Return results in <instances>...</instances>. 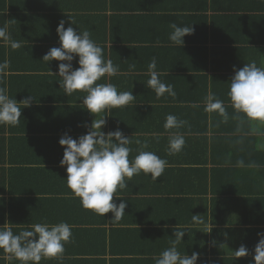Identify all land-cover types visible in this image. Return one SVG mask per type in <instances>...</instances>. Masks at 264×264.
<instances>
[{"label":"crops","instance_id":"0c3cea01","mask_svg":"<svg viewBox=\"0 0 264 264\" xmlns=\"http://www.w3.org/2000/svg\"><path fill=\"white\" fill-rule=\"evenodd\" d=\"M173 1L157 0L152 9L115 16L110 33L114 39L106 43L103 54L105 60L119 65V73L97 81L111 83L118 92L131 91L136 96L132 104L126 106L130 108L127 112L122 110L116 115L112 109L111 114L105 116L106 125L102 131L108 133L119 128L125 137H132L130 161L141 150L151 151L166 160L163 175L154 181L150 175L141 173L126 181L128 187L118 190L121 198L114 195L117 204L127 202L125 214L119 221L113 219L111 212L101 217L83 208L80 199L74 197L67 186L66 166L60 164L63 147L60 146L53 155L41 151L46 147L45 142H59L66 132L74 139L87 133L88 128L84 125L90 127L96 117L85 108L84 97L77 91L81 103L66 110L68 117L61 118V127L69 130L52 133L41 130L43 127L59 128V123L48 119L45 104L40 106L39 113L43 114L37 115V121L32 109L25 111V115L21 109L23 119L18 126L0 125V148L6 145L5 155H0V189H5L0 195L6 199L0 206V227L11 225L17 231L14 234H18L28 224L66 222L72 230V242L68 243L71 259H74L71 264H82V259L101 264L92 262L96 258L105 259L104 264H156L160 254L175 238L172 224H166L167 227L161 224V213H167L170 207H186L193 197L198 199L203 195L195 190L196 184L183 183L188 175L197 171L201 178L211 180L215 177L221 183L231 181L227 185L242 192L243 196H232L227 208H214L212 203L205 224L199 226L195 235L192 234L197 225L192 214L196 215V212L190 213V220L183 221L184 216L183 224L178 226L187 232L177 246L178 251L181 255L191 256L194 249L200 248L208 257L217 253L227 257L244 245L249 252L246 258L254 260L251 250L255 245L247 246V239L249 235L258 234L255 231L258 227L253 222L256 215L264 213H261L262 203L254 207L255 201L245 199L250 197L249 192L254 195L264 192V124L236 113L232 104H224L228 114L225 121L217 113L205 111L204 98L209 90L220 100L226 97L230 80L235 75L234 68L239 70L252 61L264 68V44L256 40V34L264 37V31L253 27L252 23L257 25L254 15L257 12L250 9L257 3L256 0H212L218 9L207 10V0ZM148 4L149 1H145V5ZM183 6L189 9H183ZM234 6L248 9L236 10ZM172 23L194 29L192 35L184 37L182 48L168 39ZM153 57L157 59L159 78L173 85L175 100L167 94L158 99L148 87V65ZM77 61L78 57L72 62L74 69L79 67ZM57 87L61 89L59 83ZM196 95L200 99L191 98ZM52 104L63 111L70 105L64 103L63 108H59V94L52 97ZM23 105L19 104L20 107ZM163 105L168 108L156 109ZM147 106L152 108L147 109ZM169 114L187 123L180 129L166 130L164 124ZM175 133L184 136L185 145L179 153L169 154V138ZM39 137L47 139L40 143L44 147L39 145L41 155L35 152ZM136 139L147 140L148 148L141 149L135 143ZM240 161L242 165L238 163ZM18 176H22V183L16 189ZM25 179L27 185L23 184ZM57 198H62L69 208ZM250 198L255 199V196ZM146 199L154 201L156 212L153 216L150 208L141 205ZM257 207L259 211L254 209ZM220 236H223L224 245L214 247L215 238ZM195 243L199 247H195ZM4 257L0 250V264H20ZM47 262L49 259H42L40 264Z\"/></svg>","mask_w":264,"mask_h":264},{"label":"clouds","instance_id":"9594fccd","mask_svg":"<svg viewBox=\"0 0 264 264\" xmlns=\"http://www.w3.org/2000/svg\"><path fill=\"white\" fill-rule=\"evenodd\" d=\"M64 25L65 22L61 21L56 29L60 47L51 48L42 60L61 62L58 64V73L55 74L62 78L60 87L64 88L66 96L77 91L86 93L82 102L96 118L90 127L84 125L88 131L79 138L74 139L67 132L61 136L59 145L63 147L64 153L60 164L62 167L66 166L67 186L74 197L80 199L83 208L101 217L111 212L113 219L119 221L125 214L127 202L117 204L114 195L117 199L121 198L118 190L126 189V181L131 180L134 175L143 173L150 175L154 181L158 180L167 167V161L151 151L143 150L130 161L132 137H125L119 128L108 133L102 131V127L106 125L105 116L110 115L112 109L132 104L136 96L131 91L118 92L117 87L111 83H97L105 76L117 75L119 65H114L110 59L105 60L102 47L91 39L89 31H77L72 26L65 28ZM170 27L172 31L168 39L181 48L185 43L184 37L194 32L191 26L181 27L172 23ZM0 42L13 50L22 47L19 41L12 38L7 24L0 27ZM76 57L79 67L74 69L72 62ZM9 67L8 60L0 62V85H3ZM156 68L157 59L153 57L148 65V87L156 93L158 99L165 94L174 98L176 92L173 85L163 82ZM234 72L228 92L232 107L236 113H243L250 121L264 124V68L252 61L245 63L239 70L234 68ZM32 100L33 97L29 96L17 102L10 98L7 87L0 86V125L18 126L22 115L19 104L29 107ZM205 111L215 112L225 121L228 119L224 102L211 90L205 98ZM98 115L101 118L97 119ZM186 123L187 121L169 114L164 128L180 129ZM135 143L141 149L148 148L147 140L136 139ZM184 145L185 138L182 134L170 135L169 154L179 153ZM238 163L242 165L243 162ZM192 220L196 224L204 223L202 216L198 214H192ZM186 232V229L178 225L173 228L175 238L170 242L171 246L160 254L156 264H197L199 253L193 252L188 256L181 255L178 251L177 246L183 241ZM211 232L212 228L209 233ZM258 236L260 239L255 246L254 262L264 264V233H258ZM71 242L72 230L66 222L28 224L18 234H14L11 225L0 227V250L5 254L4 258L9 261L17 260L20 264H40L42 259L61 260L65 245ZM234 255L241 258L249 255V252L241 245L234 251Z\"/></svg>","mask_w":264,"mask_h":264},{"label":"trees","instance_id":"16d2710c","mask_svg":"<svg viewBox=\"0 0 264 264\" xmlns=\"http://www.w3.org/2000/svg\"><path fill=\"white\" fill-rule=\"evenodd\" d=\"M145 1L147 0H0V27H3L5 24H7L8 31L12 38L22 44L21 48L13 50L9 46H5L2 42H0V62L8 60L10 63L8 75L4 78L3 85L0 86H5L7 89L9 87L10 92L8 91V94L10 98L16 99L17 102L22 101L26 97L32 96L33 100L31 101L30 106L25 107L23 105V107L20 108L22 111H24V115L25 111H30L32 109L34 112L31 111V113L36 121L37 115L43 114L39 113L42 109L40 106H42V104L46 105L44 108L47 109L46 114H48L50 117L48 119H51V121H53L55 124L59 123V128H54L52 130L51 127H43L41 130H47L51 133L54 131L57 132L60 130H69L67 127H61V122L63 121L61 118L64 119V117H68L65 111L74 107L75 105L78 106L82 100L78 97L79 95L76 94V92H74L71 96H66L64 88L60 87L61 89H59L57 87V83H62V78L58 75H55L58 73V64L61 62L56 60L51 62L42 60L43 56L47 54L51 48L60 47L59 37L56 31L57 26L61 21H64L65 28L72 26L77 31H89L91 39L97 45L102 47L104 53L105 49L107 48L106 43L110 41V39H114L113 36H110V33L112 27L114 26L113 21L115 16H121L123 13L132 14L133 12H143L146 9H152L156 6L154 2L157 0H148V5H145ZM199 1L206 2V0ZM173 2H175V0ZM256 3L257 6L251 7L250 9L257 12L254 14L257 17V25L256 23L252 24L253 27L255 29L257 28L258 31H264V2H262V0H256ZM205 8L207 10H210V8L218 9L212 0H210L209 4L207 0V5ZM183 9H189V7L183 6ZM233 9L245 10L248 9V7L234 6ZM226 17L231 18V16ZM71 21H73V25H71ZM259 21L262 22L260 23ZM256 35V40L264 44V37H260L258 33ZM56 94H59V108H63L64 103L70 104L64 108V111L57 110V106L52 104V97H55ZM85 94L81 92V97H84ZM207 95L208 92L205 95V98ZM191 98L194 100L200 99L199 95ZM175 99L176 98H173V100ZM221 100L224 102V104H231L228 94ZM146 108L149 109L152 108V106H147ZM166 108H168V106L163 105L162 107H157L156 109L160 110ZM174 108L177 109L176 107ZM128 109L130 108H115V114L117 115L119 111L122 110L127 112ZM52 112L54 116L53 118H51ZM112 114L114 113L112 112ZM21 119H23V117H21ZM39 139V143L35 144L37 146L35 148L37 155H41L39 145L44 147L40 143L47 141V139L44 137H39ZM45 143H47L46 147L41 149L43 154L47 152L53 155L60 150L59 142ZM2 147L0 148V155H5L4 148H6V145H4L3 148ZM201 177L202 176L198 175V172L195 171L194 173L188 175L183 183L185 185L196 184L197 187L195 190L199 192L201 191L203 195L198 196V199L193 197L192 201H189V204L186 207H170L167 213H161V224L166 225L171 223V228L173 229L176 225L181 223L183 224V221H187L188 219L190 220L191 212H196V215H201L205 222L206 215L210 214V205L212 206V203L214 208H224L225 206V208H227L229 207L228 202L231 200L232 196H243L242 192L233 188L231 185H227L231 181L229 183H221L218 182L215 177H213L211 180H209L208 177ZM17 178L19 179L17 180L16 189L17 187L21 186L19 184L22 183V176H18ZM27 179H25L23 184L26 183L27 185ZM222 184L226 185L222 187ZM1 185L2 179L0 178V188ZM1 191H5V189H0V192ZM249 193V196H255V199L246 196L245 200L255 201L253 202L254 207L262 203V209H260L261 213H264V192L259 194L257 193L256 195H254L252 192ZM208 196L210 197L208 198ZM57 199L69 208L68 204L62 198ZM5 201L6 199L3 197V195H0V206L4 205L6 203ZM153 204L154 201L152 199H146L143 203H141V205L150 208V214L152 216L156 212ZM254 209L259 211V207ZM184 216L185 218L182 221ZM256 216L257 217L254 219L255 222H253V224H255L258 228L255 229V231L258 233H264V214ZM196 225L197 227L194 229L192 235H195V231L199 229L201 224ZM250 226H252V224L248 225V227L250 229L253 228ZM12 230L15 233L16 230L13 228ZM204 230L207 231V228ZM257 236L258 234L254 237L249 235L246 245L256 246L259 241ZM222 237L220 236L218 239L217 237L215 238L214 247L224 245L225 242ZM195 247H199V245L195 243ZM216 251L217 250H214V252ZM194 252L199 253L197 264H255L254 260H250V258L246 257L236 258L235 255L226 257L219 256L217 255L218 253L213 257H208V255H206L204 251H201L200 248L194 249ZM251 252L255 254V249L251 250ZM71 253L72 251L68 247V244H66L63 258L61 260L49 259L47 264H71L74 261V259H71ZM82 260V264H91L88 259ZM92 262L104 264L106 260L96 258L93 259Z\"/></svg>","mask_w":264,"mask_h":264}]
</instances>
